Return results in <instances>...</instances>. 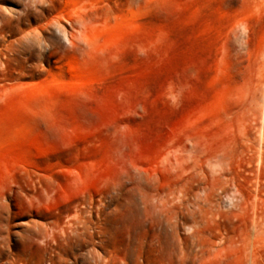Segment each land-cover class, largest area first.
Listing matches in <instances>:
<instances>
[{"label": "rangeland", "instance_id": "1", "mask_svg": "<svg viewBox=\"0 0 264 264\" xmlns=\"http://www.w3.org/2000/svg\"><path fill=\"white\" fill-rule=\"evenodd\" d=\"M0 264H264V0H0Z\"/></svg>", "mask_w": 264, "mask_h": 264}]
</instances>
